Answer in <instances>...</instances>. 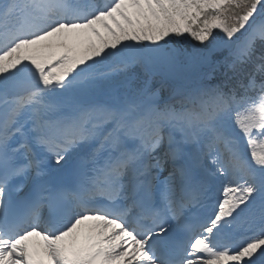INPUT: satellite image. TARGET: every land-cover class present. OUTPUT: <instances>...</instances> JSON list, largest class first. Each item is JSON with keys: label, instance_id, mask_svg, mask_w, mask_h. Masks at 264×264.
<instances>
[{"label": "snow or ice", "instance_id": "6c2138e0", "mask_svg": "<svg viewBox=\"0 0 264 264\" xmlns=\"http://www.w3.org/2000/svg\"><path fill=\"white\" fill-rule=\"evenodd\" d=\"M0 264H264V0H0Z\"/></svg>", "mask_w": 264, "mask_h": 264}, {"label": "bare ground", "instance_id": "6f19581e", "mask_svg": "<svg viewBox=\"0 0 264 264\" xmlns=\"http://www.w3.org/2000/svg\"><path fill=\"white\" fill-rule=\"evenodd\" d=\"M202 68L200 69H192L194 72H198L200 71ZM193 79V76L189 73V72H183L182 78L180 79L183 82H187L189 80Z\"/></svg>", "mask_w": 264, "mask_h": 264}, {"label": "rangeland", "instance_id": "374dc122", "mask_svg": "<svg viewBox=\"0 0 264 264\" xmlns=\"http://www.w3.org/2000/svg\"><path fill=\"white\" fill-rule=\"evenodd\" d=\"M204 69V68H203Z\"/></svg>", "mask_w": 264, "mask_h": 264}]
</instances>
